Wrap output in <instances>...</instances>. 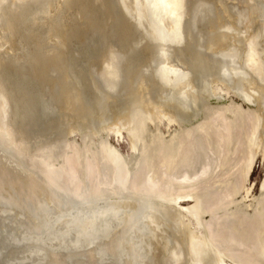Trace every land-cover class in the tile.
I'll return each instance as SVG.
<instances>
[{
	"label": "bare ground",
	"instance_id": "6f19581e",
	"mask_svg": "<svg viewBox=\"0 0 264 264\" xmlns=\"http://www.w3.org/2000/svg\"><path fill=\"white\" fill-rule=\"evenodd\" d=\"M0 264H264V0H0Z\"/></svg>",
	"mask_w": 264,
	"mask_h": 264
},
{
	"label": "rangeland",
	"instance_id": "374dc122",
	"mask_svg": "<svg viewBox=\"0 0 264 264\" xmlns=\"http://www.w3.org/2000/svg\"><path fill=\"white\" fill-rule=\"evenodd\" d=\"M210 102L213 103L214 101H210ZM120 146H121L120 147L121 151L125 152L126 151L125 143H121ZM262 176H263L262 160L259 161V158H258L257 163H256V165L254 167V170H253L251 178H250L251 179L250 180L251 183H255L254 191H253L254 194L258 193V189H259V185L258 184L260 183V181L262 179Z\"/></svg>",
	"mask_w": 264,
	"mask_h": 264
}]
</instances>
